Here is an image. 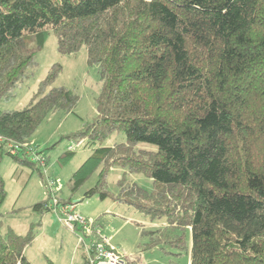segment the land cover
<instances>
[{
    "label": "trees",
    "instance_id": "16d2710c",
    "mask_svg": "<svg viewBox=\"0 0 264 264\" xmlns=\"http://www.w3.org/2000/svg\"><path fill=\"white\" fill-rule=\"evenodd\" d=\"M49 32L61 53L84 46L101 80L96 118L69 136L91 150L71 190L99 168L84 196L104 198L109 167L141 172L151 191L121 179L112 198L165 218L142 232L148 246L180 255L189 230V264H264V0H0V101L31 74ZM58 70L24 107L0 108V141H11L15 159H27L26 143L51 112L73 111L77 96L50 87ZM115 131L125 140L103 145ZM45 202L34 209L48 211ZM31 238L0 230V264H32L24 252ZM84 252L81 264H89Z\"/></svg>",
    "mask_w": 264,
    "mask_h": 264
},
{
    "label": "rangeland",
    "instance_id": "374dc122",
    "mask_svg": "<svg viewBox=\"0 0 264 264\" xmlns=\"http://www.w3.org/2000/svg\"><path fill=\"white\" fill-rule=\"evenodd\" d=\"M86 58L84 46L73 54L61 53L57 48L56 35L49 32L36 54L31 74L14 88L12 97L0 101V108L3 110L24 107L37 90L39 81L55 65H59V70L51 80L50 87L63 86L77 96L73 111L51 112L32 134V142L30 141L29 145L42 155L44 164L34 162L32 155L28 153L26 160L15 159L7 153L11 141H0L3 142L0 151V188L3 193L0 198V230L3 234L8 230L19 234H32L24 249L32 264L82 263L85 253L83 242L87 246L90 245V237L85 231L77 227L72 230L63 225L54 212L38 211L33 207L36 202L47 200L44 179L45 175H48L60 188L58 199L74 204V210L86 218L95 219L102 233L110 236L111 244L116 246L120 253L131 258L138 256L143 264H189V230L185 232L187 249L180 255L166 244L148 246L150 236L142 232L164 227L165 218L161 216L151 220L141 211L112 198V194L121 190V179H124L123 186L136 183L151 191L153 180L145 174L130 172L127 168L113 165L106 172V188L110 195L101 198L95 192L84 196V192L95 185L98 179L100 169L95 168L76 190H71L69 179L91 150L85 146L84 139H81L82 143L75 147L69 158L62 157H65L67 146L76 141L74 137L69 136L96 118V98L101 89L98 68L96 65H89ZM124 140V133L115 131L109 134L102 144L113 145ZM136 147L150 150L154 149L155 145L138 142ZM19 156L24 155L20 152Z\"/></svg>",
    "mask_w": 264,
    "mask_h": 264
},
{
    "label": "built area",
    "instance_id": "2783aa9c",
    "mask_svg": "<svg viewBox=\"0 0 264 264\" xmlns=\"http://www.w3.org/2000/svg\"><path fill=\"white\" fill-rule=\"evenodd\" d=\"M29 143H26L28 154L32 155L34 162L44 164V158L39 152L30 147ZM82 140H76L75 143L67 146V149L74 151L77 145H80ZM18 147V145H14ZM32 161V162H33ZM44 176V173H43ZM45 189L47 200L45 207L54 212L57 219L65 226L71 229L75 224L82 226L89 236H92V242L90 245L84 244V249L88 256L89 264H128L127 258L124 254L120 253L115 246L110 242V236H106L102 233L101 229L95 225V219L86 218L79 212L74 210V204L60 203L58 199V191L60 188L56 184V181L48 175H45Z\"/></svg>",
    "mask_w": 264,
    "mask_h": 264
},
{
    "label": "crops",
    "instance_id": "0c3cea01",
    "mask_svg": "<svg viewBox=\"0 0 264 264\" xmlns=\"http://www.w3.org/2000/svg\"><path fill=\"white\" fill-rule=\"evenodd\" d=\"M31 137H32V135H31ZM31 137H30V139H31ZM31 142H32V140H30ZM95 222H96V220H95ZM97 223V222H96ZM116 247V246H115ZM117 248V247H116ZM129 258H131V257H129Z\"/></svg>",
    "mask_w": 264,
    "mask_h": 264
}]
</instances>
